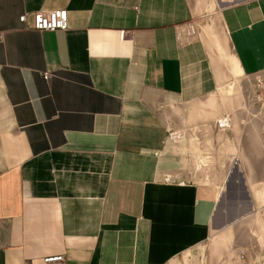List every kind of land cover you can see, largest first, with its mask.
Masks as SVG:
<instances>
[{"label":"crops","instance_id":"1","mask_svg":"<svg viewBox=\"0 0 264 264\" xmlns=\"http://www.w3.org/2000/svg\"><path fill=\"white\" fill-rule=\"evenodd\" d=\"M226 1L0 0V264H191L200 249L225 263L214 240L235 222L217 195L161 177L181 171L167 115L227 70L203 32H177L207 13L237 73L264 71V0ZM57 8L66 30L33 28V11ZM260 115L264 128V101Z\"/></svg>","mask_w":264,"mask_h":264},{"label":"rangeland","instance_id":"2","mask_svg":"<svg viewBox=\"0 0 264 264\" xmlns=\"http://www.w3.org/2000/svg\"><path fill=\"white\" fill-rule=\"evenodd\" d=\"M209 18L207 13H203L195 15L188 22L197 27V35L201 36L203 32L208 47L215 50L214 54L217 52V61L224 65L226 55L230 58L227 44L218 36L222 48L216 33L210 31L212 27H203ZM228 58L226 74L218 80L214 92L183 104L180 114L172 112L167 115L168 142L165 150L177 156L181 171L178 175L173 172L176 176L165 173L161 178L168 182H193L217 189V199L223 192L226 210L235 202H240L243 181L251 198L250 214L233 223L234 233L231 229L232 239L228 246L221 241L223 234L215 237L214 244L227 247L222 256L224 264H261L264 252L258 261H247L246 256L252 254L255 258L264 244V128L260 121L264 101V71L240 76L234 61ZM221 120L227 123L223 130L219 128ZM229 144L231 151H226ZM206 159L208 164L197 168ZM219 251L220 255L222 250ZM199 254L203 257L191 253L189 263L204 264L202 249Z\"/></svg>","mask_w":264,"mask_h":264},{"label":"built area","instance_id":"3","mask_svg":"<svg viewBox=\"0 0 264 264\" xmlns=\"http://www.w3.org/2000/svg\"><path fill=\"white\" fill-rule=\"evenodd\" d=\"M222 1V0H220ZM233 1V0H231ZM228 2V1H226ZM230 2V1H229ZM19 22L26 23V14H22L18 18ZM32 26L38 31H56V30H66L67 29V10L65 8H57L51 10H35L32 12ZM198 29L192 22H187L184 27H182L177 32V38L181 37H194L197 35ZM127 33L125 30L119 32L120 39H123ZM49 77V72H43V78L47 79ZM243 257L242 253H240ZM63 260L62 254L48 255L43 258L44 264H51L55 262H60ZM264 264V258L262 263Z\"/></svg>","mask_w":264,"mask_h":264},{"label":"water","instance_id":"4","mask_svg":"<svg viewBox=\"0 0 264 264\" xmlns=\"http://www.w3.org/2000/svg\"><path fill=\"white\" fill-rule=\"evenodd\" d=\"M242 186H241V199H240V203L239 206L236 205V203L233 205L235 206L234 209H227L226 217L223 220V224L224 223H233L235 222L239 216L244 215L246 212H249L252 209V204H251V198L249 195V192L247 190V188L244 186V182L242 181ZM227 188V185H226ZM223 193L220 195L219 199L217 200V206H216V210L215 213H221L224 207L223 204Z\"/></svg>","mask_w":264,"mask_h":264},{"label":"bare ground","instance_id":"5","mask_svg":"<svg viewBox=\"0 0 264 264\" xmlns=\"http://www.w3.org/2000/svg\"><path fill=\"white\" fill-rule=\"evenodd\" d=\"M198 34V33H197ZM220 124V126H219V128H221V130H223L224 129V127L226 128V126H227V123L226 122H224L223 120H221L220 122H219ZM218 125V124H217ZM228 128V127H227ZM194 129V128H193ZM228 141V140H227ZM225 144V143H224ZM226 151H231V145L229 144V145H227L226 146ZM202 158H204V157H202ZM210 158H208V160H209ZM200 161V160H199ZM205 164H208V161H207V159L204 161V160H202V162H201V165H198L197 166V168H199V167H201V166H204ZM207 179V178H206ZM211 187H213V186H211ZM216 188V187H215ZM212 191H213V193L215 194V195H217L218 196V190L217 189H212ZM254 208V207H253ZM249 212H247L245 215H247ZM245 215H242V217H244Z\"/></svg>","mask_w":264,"mask_h":264}]
</instances>
